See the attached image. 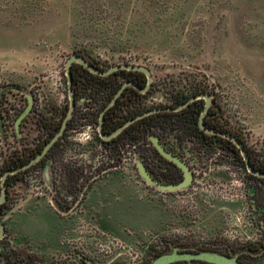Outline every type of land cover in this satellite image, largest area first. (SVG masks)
I'll return each instance as SVG.
<instances>
[{
  "label": "rangeland",
  "instance_id": "374dc122",
  "mask_svg": "<svg viewBox=\"0 0 264 264\" xmlns=\"http://www.w3.org/2000/svg\"><path fill=\"white\" fill-rule=\"evenodd\" d=\"M71 56L103 70L149 68L153 80L144 103L152 108L173 104L178 92L214 95L215 121L251 152L264 154V0H0V91L16 86L0 98V173L12 160L31 156L63 124ZM79 86L74 116L54 156L12 182L2 210L0 264L14 262V251L27 259L22 264H150L174 246L241 253L244 245L264 242V225L253 221L249 177L225 155L224 143L211 136L195 141L179 126L163 134L153 130L193 176L186 187L161 189L136 161L113 166L98 138L96 91ZM150 148L157 162L153 141ZM78 167L81 174L74 172ZM92 187L91 199L103 188L112 197L105 203L118 207L84 216ZM27 199L36 202L29 214L34 221L16 226L18 206ZM40 201L65 222L56 223L47 211L39 216ZM246 259L264 264V252Z\"/></svg>",
  "mask_w": 264,
  "mask_h": 264
},
{
  "label": "flooded vegetation",
  "instance_id": "af4514ba",
  "mask_svg": "<svg viewBox=\"0 0 264 264\" xmlns=\"http://www.w3.org/2000/svg\"><path fill=\"white\" fill-rule=\"evenodd\" d=\"M77 64L82 65L84 68H86V67L83 64H81V63H78V62L74 63V66L77 67V70H75L73 72L74 74H72L73 75V84L75 85L76 92L79 93V90L81 88L79 85L81 83H83L84 85L87 83L88 86L90 85L92 80L90 79V82H89V80L85 81L84 79H87L86 76L89 77L91 75V73H93V72H91L90 70H89L90 73L89 72H85L83 67H80ZM120 70H127V69H118V70L112 72L111 74L114 75V78H112V79H107V80L97 79L96 80L97 83L102 82V83H105V84L122 83L121 88L117 91V93L115 94L114 98L111 100V102L113 100H114V102L111 105H110V103H111L110 102L105 107V109H101L102 105L106 101V97H105V94L103 92V88L102 87H94L93 88L96 91V97H95L96 101H97V103H100L99 104L100 111H99V117H98V138L101 141V146L107 152L111 153V155L113 157V159H111V163L114 164L113 166H115V168H118V166L120 164H122V163L134 164L133 161H136L137 167H138V170H139L140 173H141L140 167L142 166L144 169H146L149 173L153 174L154 176L155 175L161 176V177H158V179L156 177L155 178L153 177L157 181L164 182V183H175V182L182 181L184 179V176L182 178H180V175H182V173L184 174L183 169L181 167H179L173 161H170L167 158H165L164 156H162L158 152L157 149H155L156 150L155 152H156V155H157V162H153L151 160V158H150V149H151L150 148V142L152 141V139H151L152 131H151V127L149 125L145 124V125H138L137 127H134L133 123L135 121H133V122L127 124L126 126H124L126 123H128L130 120H132V119H130V120L126 121L125 123H123L122 125L117 126L114 130H112V128L115 127V122H117V119H121V118L124 119L125 116H129L130 114L133 113L134 97H133V94H132V90L129 89V88L130 87L136 88L142 94H146L145 97H147V92L150 90L149 89L147 92H142L139 88L135 87L134 85H126L125 87H123L126 83H130V82L134 83V82L127 81L126 78L123 75V72L120 71ZM134 71H138V70H134ZM93 74H96V73H93ZM101 76H103V75H101ZM89 88L92 89V87H90V86H89ZM73 89H74V86H73ZM69 91H70V89H69ZM199 94H201V93H199ZM199 94H195V96H198ZM3 95H4V93H3ZM211 96H212V104H211L208 112H206V114H205L206 126L210 127V128H213V125H214V126L217 127L216 130L219 129V131L225 132L224 131L225 126H222V125L218 124L215 121V116L217 114L214 111L215 100L216 99H215L214 95L211 94ZM145 97L143 96L141 98V102L144 105H145V103H144V98ZM76 101H77V98H76ZM194 101L202 102L203 105H204V108H205L206 99L204 97H199V98H197ZM194 101H192V102H194ZM192 102H190V103H192ZM190 103H188V104H190ZM33 107H34V103L32 104V108ZM148 107H150V106H148ZM185 107H183L182 109L176 110V111L162 110V111H158V112H175V113H177V112L182 111ZM110 108H112L113 112L110 115H108L107 111ZM162 108H166V107H162ZM203 110L201 111L200 118H201ZM148 111H150V110H148ZM158 112H155V113H158ZM27 115L23 117L21 123L24 121V119L27 117ZM146 116H148V115H146ZM182 116L184 117L182 120H184V119H186L185 117L189 116V113L178 115V116H173V118H176V119H172V121H174V123H176V125H178L179 127H183L186 130L187 133H190L191 137H193V139L195 141H197V140L204 141V142L208 141L209 136H211L212 138L216 139L214 137L215 135L219 136V137H223L221 135L208 133L205 130H203L201 128V126H200V121H199V129L200 130H197V129L193 130L191 127H187L185 125L180 124L178 119H181L180 117H182ZM102 118H103L104 131L106 133H113L114 134L109 139H104L100 135V124H101ZM69 123H70V121H69ZM165 124H166V122H165V119H164L163 125H165ZM122 126H124V127L121 128ZM213 129H215V128H213ZM159 130L161 131L162 134L165 133V132L167 133V132L171 131V129H166L164 126H162ZM66 131H67V128H66ZM66 131L64 132V134L60 138L65 137ZM136 136H137V138H136ZM183 136H184V134L182 135V133L178 134L177 135V140L181 138V141H182L183 140ZM157 138L162 143V139L159 138V137H157ZM223 138H225V137H223ZM55 144L53 146L54 147L53 148V152L57 149V146L59 145L58 144V145L55 146ZM140 146L143 147V151L142 152H140V151L137 152V155H136V150ZM173 153L176 154L175 152H173ZM176 155L180 156L179 154H176ZM225 155H227L228 158L231 157L233 162H235L236 164L241 165L245 169V172L247 173V175L249 177L248 179L250 180V182H249L250 185H249V189H248L249 190V197H250V206L252 207L254 205V208L263 215L264 214V177L263 176H259V175H255L252 172H250V170L247 167V164H246V161H245L243 155L239 156L237 153L232 152V151H226ZM134 156H136L137 158L135 159ZM255 157L257 159L262 160L264 158V154L262 152L256 153ZM74 170H75L74 171L75 173H79V174H81V172H83L82 168H80V167L74 168ZM258 171H260V170H258ZM171 249L172 248L170 247V248L166 249V251H169ZM259 249L264 251V242H260V244H259V246L257 248L252 247V244L244 245V247L242 248V252L240 253V257L245 261V260H247L246 259L247 257L253 256L254 252L259 250Z\"/></svg>",
  "mask_w": 264,
  "mask_h": 264
},
{
  "label": "water",
  "instance_id": "95a60500",
  "mask_svg": "<svg viewBox=\"0 0 264 264\" xmlns=\"http://www.w3.org/2000/svg\"><path fill=\"white\" fill-rule=\"evenodd\" d=\"M81 63L83 64L86 68H88L91 72L99 74V75H103V76H107L110 75L112 72L118 70V69H127V70H138V71H142L146 74L147 76V85L143 88L139 87L138 85H136L135 83H126L123 87H125L126 85H134L135 87L139 88L142 92H147L151 86H152V80H153V75L150 71L149 68L142 66V65H133V64H119L116 66L111 67L108 70H101V69H97L95 67H93L92 65H90L84 58L80 57V56H71L67 62L66 65V69H67V77H68V82H69V89H70V108H69V112L60 128V130L55 134V136L48 142V144L44 147V149L42 150L41 153H39L35 158H33L32 160H30L29 162H27L25 165L13 169V170H9L7 172H5L2 176V180H1V186H2V194L0 195V204L5 202L7 197H8V190H7V186H6V179L9 175L11 174H15L18 172H22L30 167H32L34 164H36L37 162H39L40 160H42L47 154L48 152L53 148L54 144L57 142V140L64 134V132L66 131V128L69 124V121L72 119L74 112H75V108H76V97L74 95V89H73V75H72V65L75 63ZM16 87L15 85H9V86H5L1 91H0V98L3 95V93L8 89V88H13ZM199 97H204L206 99V105L205 108L202 112L201 118H200V126L203 130H205L208 133H212V134H218L221 135L231 141H233L238 148H240L241 153L246 161L247 167L250 170V172H252L255 175H259V176H263L264 177V172L258 171L254 168L250 157L248 155V151L245 147V145L243 144V142L241 140H239L238 138H236L235 136H233L230 133L227 132H223V131H219L210 127L206 126L205 123V114L206 112H208L211 104H212V96L210 93L204 92L199 94L198 96H194L192 97L189 101H187L185 104H182L178 107H166V108H154L151 109L150 111H147L145 113H142L140 115H138L137 117H135L134 119L130 120L128 123H126L124 126H126L127 124L136 121L146 115L158 112V111H162V110H170V111H176L179 109H182L183 107H185L188 103L196 100ZM114 102V100L110 103V105ZM32 108V102L30 103V105L28 106V108L25 110V112L22 113V115L18 118L17 120V128L19 129L20 123L23 119L24 116H26L30 110ZM124 126H122L121 128H123ZM0 128L2 131H4V122H3V116L0 114ZM100 135L104 138V139H109L111 136H113V133H106L104 131L103 128V118L101 120V124H100ZM154 146L156 147V149L158 150V152L164 156L165 158H167L170 161H173L174 163H176L179 167H181L184 171V179L180 182H176V183H164V182H159L157 180H155L150 173L144 169L142 166L140 167L141 173L142 175L145 177V179L147 181H149L150 183L157 185L159 188L164 189V190H177V189H181L183 187L188 186L192 180H193V176L190 172V169L186 163V161H184L180 156L174 154L173 152L169 151L168 149H166L163 144L158 140V138L156 136H152L151 137ZM5 231H6V226H5V222L4 220L0 217V240H2L5 236ZM239 253H235V254H226V253H222L220 251H216V250H199V251H192V250H188L186 248H182L180 246H174L172 247L171 250L166 251L160 255H158L150 264H171V263H175V262H179V261H187L188 264H192L193 261L197 260V261H204V262H209L212 264H245L244 262H242L239 259Z\"/></svg>",
  "mask_w": 264,
  "mask_h": 264
},
{
  "label": "trees",
  "instance_id": "16d2710c",
  "mask_svg": "<svg viewBox=\"0 0 264 264\" xmlns=\"http://www.w3.org/2000/svg\"><path fill=\"white\" fill-rule=\"evenodd\" d=\"M91 64V63H90ZM76 65V64H75ZM79 65V64H77ZM92 65V64H91ZM80 67H83L82 65H79ZM98 69L103 70V68H100L98 66H95ZM85 72H89L88 68H84ZM77 70V67L72 66V74H74L73 72ZM123 72L124 77L126 78L127 81H132L134 83H136V85H138L139 87L143 88L147 85V76L144 72L141 71H134V70H120ZM87 79H91L92 81L96 82L97 79L100 80H107V79H112L114 78L113 74H110L108 76H101L98 74H93L91 73V75L88 77L86 76ZM94 82L90 83V87L94 88V87H102L103 88V92L105 94L106 97V101L104 102V104L102 105L101 109H105V107L111 102V100L114 98L115 94L117 93V91L121 88L122 83H117V84H105V83H97L96 82V86L94 85ZM74 89L75 85L73 84ZM129 89L132 90V94L134 97V104H133V113L130 114L129 116H125L124 119H117V122H115V127L112 128V130H114L117 126L122 125L123 123H125L126 121L133 119L135 117H137L138 115L145 113L148 110L154 109L152 107H148L146 105H144L141 102V98L144 96H146V94H142L141 92H139V90H137L136 88H132L130 87ZM150 93V90L147 92ZM199 93H204L201 90H196L193 94H187L184 92H178L177 94H174V101L172 102L173 104L169 105V106H165V107H177L180 106L182 104H185L187 101H189V99L193 96H195V94H199ZM156 108H162V107H156ZM204 109V105L202 102L199 101H194L190 104H188L182 111L180 112H158V113H153L150 114L148 116H145L137 121H135L133 123L134 127H137L138 125H149L151 127V131L155 130L158 131L162 126H164L166 129H171V130H175L178 125H176V123H174V121H172V119H176L173 118V116H178V115H182V114H186L189 113L188 117H185L186 119L182 120L184 117H180L181 119H178L180 124L185 125L187 127H191L193 130H200L199 129V121H200V114L201 111ZM113 112L112 108H110L107 111V114L110 115ZM114 117V116H113ZM165 119L166 124L163 125V121ZM61 126H59L58 128H54L53 130H51L50 135L48 137V139L41 144L40 146H38V149L36 150V152H34L31 156L27 157V158H23V159H19V160H12L10 163L5 164L2 168H1V173H0V179L2 180V176L5 172L9 171V170H13L16 168H19L23 165H25L27 162H29L30 160H32L33 158H35L39 153L42 152V150L44 149V147L48 144V142L55 136V134L60 130ZM213 128L217 129L216 126L213 125ZM219 130V129H218ZM225 132L232 134L231 132H229V130H227L226 128L224 129ZM233 136H235L234 134H232ZM216 139L214 140V142L216 141H220L221 143H224L226 145V147L228 148L229 151L235 152L237 153L239 156H241V150L240 148H238V146L231 140L227 139V138H223V137H219V136H214ZM137 138V136H136ZM62 138H60L57 143L55 144L58 145L60 143ZM239 139V138H238ZM246 147V146H245ZM54 148V147H53ZM53 148L49 151V153L39 162L54 156L53 155ZM247 151H248V155L250 156L251 162L253 164V166L257 169L260 170L262 172H264V158L262 160L257 159L255 157L256 153L251 152L247 147H246ZM39 162H37L36 164H38ZM19 173H15V174H11L7 177L6 179V186H7V190H8V199H9V194H10V187L12 185V182H14L18 177H19ZM180 178H182V175H180ZM176 183V182H175ZM2 194V186L0 184V195ZM8 200L1 203L0 204V217L2 218V210L4 208H7L8 205ZM5 238H3L2 240H0V262L3 260V258L5 257L4 255V247H5ZM164 252H161L159 254H157L155 256V258L162 254ZM225 253V252H224ZM235 253H239L237 251H232V252H227L226 254H235ZM239 259L244 262L245 264H247V262H245L241 257H240V253H239ZM14 262H11L12 260H10V264H14V263H18V264H22L23 262L27 261L26 258L22 257L20 255V253H18L17 251H14ZM188 264L187 261H179V262H175V263H171V264ZM196 263H201V264H212L209 262H204V261H193L192 264H196Z\"/></svg>",
  "mask_w": 264,
  "mask_h": 264
},
{
  "label": "crops",
  "instance_id": "0c3cea01",
  "mask_svg": "<svg viewBox=\"0 0 264 264\" xmlns=\"http://www.w3.org/2000/svg\"><path fill=\"white\" fill-rule=\"evenodd\" d=\"M94 191H97V189L95 187H92V189L90 190L89 192V195L87 196V199H86V202L84 203L85 205V215L88 213V212H93V213H97L99 214V212L103 211L104 209H106L107 207H118L116 203H112L111 201L106 204L105 203V200H111L112 197H110L109 194L106 193V190L104 192V189H100L99 190V193L93 197L92 199L90 198L91 197V194L92 192ZM129 192H127V194H124L123 198L125 197V199H128V197L131 195L129 194ZM127 197V198H126ZM118 199V198H117ZM35 201H32L31 199H27L25 201H23L19 206H18V210L16 211V217H17V220H16V226H18L20 223H28V222H33V216L29 215L30 212L33 213L34 210V206H35ZM39 206H41V208H43L42 211H40V213L38 211H36V213L39 214V216H43L46 214V211L48 212L47 214H50L49 216H51L53 218V220L56 222V223H59L60 221L62 223L65 222V218L58 216L56 213H54L53 211H48L49 209V206H48V202L47 201H40V204ZM27 207V209H26ZM31 209V211H30ZM38 220V218H37ZM36 220V221H37ZM54 234H58V231H55ZM125 235V234H123Z\"/></svg>",
  "mask_w": 264,
  "mask_h": 264
},
{
  "label": "built area",
  "instance_id": "2783aa9c",
  "mask_svg": "<svg viewBox=\"0 0 264 264\" xmlns=\"http://www.w3.org/2000/svg\"><path fill=\"white\" fill-rule=\"evenodd\" d=\"M164 145V144H163ZM253 221L256 222V224L258 226H260V224L264 225V214L262 215L259 211H257L255 208H254V205H253ZM243 234H247L246 231H244ZM257 243V242H256ZM256 252H260V253H263L264 251H262L261 249L257 250Z\"/></svg>",
  "mask_w": 264,
  "mask_h": 264
}]
</instances>
